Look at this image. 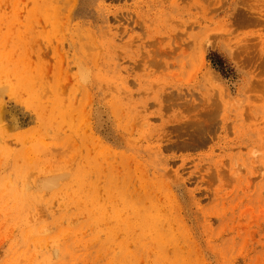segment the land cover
Here are the masks:
<instances>
[{"label":"rangeland","instance_id":"374dc122","mask_svg":"<svg viewBox=\"0 0 264 264\" xmlns=\"http://www.w3.org/2000/svg\"><path fill=\"white\" fill-rule=\"evenodd\" d=\"M0 264H264V0H0Z\"/></svg>","mask_w":264,"mask_h":264},{"label":"trees","instance_id":"16d2710c","mask_svg":"<svg viewBox=\"0 0 264 264\" xmlns=\"http://www.w3.org/2000/svg\"><path fill=\"white\" fill-rule=\"evenodd\" d=\"M211 59L213 61V64L221 73L225 76H229L232 74L231 67L227 64L225 59L221 57L218 53H212Z\"/></svg>","mask_w":264,"mask_h":264},{"label":"bare ground","instance_id":"6f19581e","mask_svg":"<svg viewBox=\"0 0 264 264\" xmlns=\"http://www.w3.org/2000/svg\"><path fill=\"white\" fill-rule=\"evenodd\" d=\"M172 42V41H171ZM15 72V71H14ZM173 73V72H172ZM24 74V73H23ZM22 76V75H21ZM7 165V164H6Z\"/></svg>","mask_w":264,"mask_h":264}]
</instances>
